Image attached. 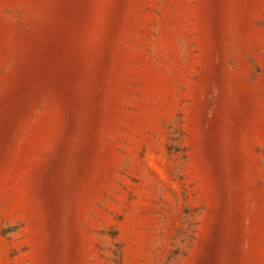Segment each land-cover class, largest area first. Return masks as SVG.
<instances>
[{
	"label": "rangeland",
	"instance_id": "rangeland-1",
	"mask_svg": "<svg viewBox=\"0 0 264 264\" xmlns=\"http://www.w3.org/2000/svg\"><path fill=\"white\" fill-rule=\"evenodd\" d=\"M0 264H264V0H0Z\"/></svg>",
	"mask_w": 264,
	"mask_h": 264
}]
</instances>
